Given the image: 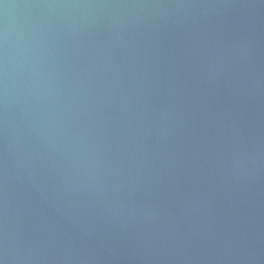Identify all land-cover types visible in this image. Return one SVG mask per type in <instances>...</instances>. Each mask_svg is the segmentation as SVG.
I'll return each instance as SVG.
<instances>
[{
  "label": "water",
  "instance_id": "95a60500",
  "mask_svg": "<svg viewBox=\"0 0 264 264\" xmlns=\"http://www.w3.org/2000/svg\"><path fill=\"white\" fill-rule=\"evenodd\" d=\"M0 264H264V0H0Z\"/></svg>",
  "mask_w": 264,
  "mask_h": 264
}]
</instances>
